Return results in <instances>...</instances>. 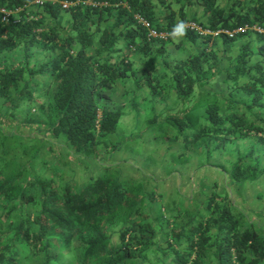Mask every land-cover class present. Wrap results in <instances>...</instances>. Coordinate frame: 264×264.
<instances>
[{"label":"trees","instance_id":"1","mask_svg":"<svg viewBox=\"0 0 264 264\" xmlns=\"http://www.w3.org/2000/svg\"><path fill=\"white\" fill-rule=\"evenodd\" d=\"M34 1L0 0V123L20 132L6 130L13 134L9 141L0 130V264H264V225L246 217L226 188L204 199L201 193L179 197L175 202L184 206L175 213L176 207L163 210L164 193L149 178L122 179L113 165L80 187L74 179L63 181L61 166L50 167L57 176L45 171L49 153L71 168L96 158L103 146L118 148L119 142H107L125 112L109 105L119 79L146 85L152 96L166 94L163 99L173 90L180 107L165 118L177 133L164 141L192 144L207 163L215 164L216 154L251 132L264 144V62L253 61L247 42L224 66L229 48L253 30L216 37L186 29L183 36L194 50L171 67L167 62V78L153 70L138 76L134 60L154 57L158 44L164 54L178 23L193 21L212 31L264 27V0ZM138 15L169 37L150 39ZM257 35L264 53V35ZM32 45L52 52L50 59L39 66L26 62ZM20 47L26 61L11 63L9 55ZM222 74L227 95L205 90ZM40 85L47 101L36 98ZM254 155V148L238 154L230 171L234 181L258 176L259 163H247ZM186 160L179 156L177 162Z\"/></svg>","mask_w":264,"mask_h":264},{"label":"rangeland","instance_id":"2","mask_svg":"<svg viewBox=\"0 0 264 264\" xmlns=\"http://www.w3.org/2000/svg\"><path fill=\"white\" fill-rule=\"evenodd\" d=\"M194 10V8L189 7V15H192ZM180 24L178 23V25ZM201 42L197 41L195 46L201 47ZM219 42V48L224 51V44L220 40ZM185 43H188V41L183 35H179L175 37L174 41L166 45L164 54H159L158 48L160 44H158L155 47L156 55L154 57L135 56L134 60L138 76H142L144 70H153V73L158 77L163 78L164 76L167 78L169 76V69L166 67L167 62L171 67L176 63L175 59L177 57L187 56L189 50L194 48L188 43L186 48L180 49L179 47L184 46ZM30 50L34 54L27 61L25 60V55H23L22 47L16 50L15 53L10 54L8 60L11 63H24L30 60V65L39 66L50 59L52 55V52L44 50L38 45H32ZM233 50L234 48L231 51ZM227 58L226 63H229V57ZM260 58L261 56H257L254 60H259ZM260 60L264 62V58ZM218 80L219 78L213 86L209 87V85H206L204 87L213 91L221 90L227 95L229 92L228 87H225L224 83L220 85ZM158 95L157 93L152 96L150 89L146 85L139 87L134 83L133 79H119L112 90V101L109 105L112 109L122 106L125 112L118 125V133L107 142L109 146H112V143L119 142L118 148L109 150L103 146L96 158L85 157L82 164L74 162L71 168L66 165L63 166L59 158H55L52 153L47 156L45 151L49 167V171L48 168L45 171L57 176L56 172H53L50 167L52 165L61 166L63 168L60 177L63 181L67 179L72 181L74 179V184L80 187L82 182L88 180L89 175L102 172L105 165H113L112 171L122 179L134 177L138 178V181H143L144 178H149L151 186L159 188V191L164 193L166 205H164L163 210L165 211L167 208L170 210L176 207L178 209L175 213L183 209L184 206L175 202V200H179V197L186 199L184 196L191 198L197 196V193H201V197L204 199L207 194L214 191L221 193L226 188L230 197L237 203L246 217L264 225V144L257 143L256 136L258 134L251 132L249 138L229 143L226 149L215 155V159H213L215 164L207 163L205 162L207 159L205 153L201 152L202 154H198L195 152V147L192 144L188 146L182 141H164L172 139L177 133L176 129L170 125L165 117L170 113L177 112L180 103L173 90L168 91L165 99L162 96L165 97L166 94L163 95L161 93V96ZM36 98L38 102L47 101L48 99L46 89L42 85H40L39 91L36 93ZM255 111L259 113L258 109ZM33 112L36 114L39 112L35 106ZM24 114V108H20L17 116L21 120ZM261 116L264 119V114ZM261 122L262 120L258 123ZM0 130L2 131L1 139L5 138L4 135H6L9 141L13 139L11 135L15 132L20 133L11 127L5 126L3 123H0ZM6 130L8 132L12 130L13 134L7 135ZM185 132L188 133L189 131ZM251 148H254L255 155L247 163H259V174L252 181L250 180L246 183L236 182L232 179L231 168L236 163L238 154L248 153ZM12 150L14 149L10 150L11 154ZM59 152V148L56 147V153ZM179 156L183 160L188 158L185 164L177 162ZM201 156L203 160L200 159ZM202 162L205 163L201 164ZM39 172L40 170L37 169L36 173ZM177 190L178 192L181 191L182 196L177 193ZM221 198H224V196L221 195ZM197 205L193 204L190 208L195 210ZM115 239L117 240V236H115Z\"/></svg>","mask_w":264,"mask_h":264},{"label":"built area","instance_id":"3","mask_svg":"<svg viewBox=\"0 0 264 264\" xmlns=\"http://www.w3.org/2000/svg\"><path fill=\"white\" fill-rule=\"evenodd\" d=\"M44 1L45 0H35L34 4L41 6V5L44 4ZM79 1L80 0L71 2V4H76ZM87 3L96 5V3H94L92 0H87ZM2 10L6 14H8L9 16L12 14V12L10 10H8V11L6 9H2ZM20 10H22V9L21 8H17L16 12H18ZM137 18L139 19V21L143 25H145L149 29L148 36H149L150 39L151 38L167 39L169 37V33L168 32H166V31H158V30L152 28L150 23L146 19L142 18L139 15L137 16ZM186 28L197 32L201 36H205V35H208V34L219 35L221 33H225V34L229 35L230 37H233L238 32H246L248 29L253 30L256 33L264 35V27L261 26V25H258V24H255L253 26L245 25L243 27H240V28H237V29H234V30L221 28V29H218L216 31H212L210 29L204 28L203 26H201L200 24H198L196 22L191 21V22H188L186 24Z\"/></svg>","mask_w":264,"mask_h":264},{"label":"crops","instance_id":"4","mask_svg":"<svg viewBox=\"0 0 264 264\" xmlns=\"http://www.w3.org/2000/svg\"><path fill=\"white\" fill-rule=\"evenodd\" d=\"M229 1H230V0H224V1H223V4L226 5ZM188 22H191V21H188ZM188 22H184V23H182V24L184 25V31H185V29H186V24H187ZM217 36H218V35H216V37H217ZM247 42L250 43V46H251L252 50H254L253 52H255V55H254V57H253V61H262V60H260V59H263V58H264V53H261V52H260V47H261L262 42H261V40H259V37H258L257 33L254 32V31H252V34H251V35L245 37L244 40H239V41L234 42L233 47L229 48L230 51L228 50V52H227V56L224 58V66H225V67H228V66L231 64L233 58H234L235 56H237V54L239 53V51H240L241 47L243 46V44H245V43H247ZM188 45H191V44L189 43ZM193 47H194V46H193ZM233 48H234V50L231 51ZM189 49H190V47H189ZM190 50H191V49H190ZM192 50H194V48H193ZM188 55H189V54H188ZM188 55H187V56H188ZM187 56H185V57H177V59H178V58H186ZM220 56H223V54L220 53ZM257 56H261V58H260L259 60H254L255 57H257ZM227 57H229V60H228L229 63H226V61H227V59H228ZM224 75H225V74H222V75H220V76L218 77V78H219L218 83H220V85H221V83H223L222 79H223ZM218 78H217V79H218ZM217 79H216V80H217ZM122 80H124V79H122ZM221 81H222V82H221ZM216 83H217V81H214L212 84H209V87L213 86V85L216 84ZM205 86H206V85H205ZM225 87H226V86H225ZM204 88H205V87H204ZM205 90H211V89H206V88H205ZM216 91H218V90H216ZM218 92H222V91L219 90ZM173 93H174V91H173ZM223 93H224V92H223ZM123 117H124V116H123Z\"/></svg>","mask_w":264,"mask_h":264},{"label":"clouds","instance_id":"5","mask_svg":"<svg viewBox=\"0 0 264 264\" xmlns=\"http://www.w3.org/2000/svg\"><path fill=\"white\" fill-rule=\"evenodd\" d=\"M183 34H184V25L182 23L180 25H178L177 27H175L173 29V32L171 33V35H173V37L183 35Z\"/></svg>","mask_w":264,"mask_h":264}]
</instances>
